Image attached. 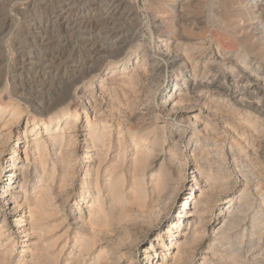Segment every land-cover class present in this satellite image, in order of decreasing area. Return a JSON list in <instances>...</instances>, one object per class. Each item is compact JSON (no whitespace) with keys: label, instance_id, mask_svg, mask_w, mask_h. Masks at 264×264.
Masks as SVG:
<instances>
[{"label":"rangeland","instance_id":"1","mask_svg":"<svg viewBox=\"0 0 264 264\" xmlns=\"http://www.w3.org/2000/svg\"><path fill=\"white\" fill-rule=\"evenodd\" d=\"M243 1L237 5L234 0H0V58L4 56L8 62L7 69L0 64V101L17 103L27 111L22 100L4 96L2 91L8 88L12 93L9 80L12 60L19 56V61L15 62L19 64L22 59L31 58L35 65L19 71L17 77V81L20 78L19 81L25 84V98H36L47 105L49 101L58 102L69 96L68 113L76 111L80 114L76 127L78 138L82 135L84 112L92 121L99 118L106 127L111 126L110 149L105 164L109 168L117 153L116 139L120 131H123L122 139L127 140L123 144L127 161L132 156L128 141L137 130L163 128L166 145L178 140L172 133L177 128L187 134L195 132L204 144H210L211 149H219L226 158H223V165L227 178L231 180L229 192L233 204L224 210L239 207L242 211L240 218L249 224L252 215L256 213L257 217L261 210L258 205L260 199L256 198L258 190L264 193V57L259 58L248 44L258 39L263 41L259 43H264V0ZM171 3L176 8L175 14H180V25L174 27V32L168 36L164 34L165 30H157V27L162 22L159 17L161 9ZM244 8L246 13L249 10V14L241 19L237 15ZM221 14L231 21L229 25L221 26ZM179 34L192 40V46L185 47L175 41ZM9 45L17 46L18 53ZM189 53L197 58V64H193L194 58L191 59ZM122 63L126 68L122 69ZM95 69L98 71L91 73ZM100 91L103 94L98 97ZM166 91L171 94L169 99L163 98ZM178 95H184L187 101L177 104L175 99ZM95 106L99 107L96 112ZM27 113L22 116L16 130L22 136L26 122L31 120L32 113L28 116ZM27 135L30 140L32 137L29 133ZM15 139L14 131L0 159V184L8 151L15 145ZM177 142L182 168L189 173L193 167L187 153L191 142ZM24 149L25 145L20 143L18 157L25 162ZM30 154L28 149L29 159ZM127 161L120 169L124 191L129 185ZM83 162L78 158L74 163L72 198L76 197L79 189ZM219 162L213 159L212 167ZM245 181L248 182V196L240 201L239 206L236 202ZM222 197H219L218 204L222 203ZM182 203L179 201L177 204ZM220 206L211 211L210 222L217 219ZM73 207L72 202L67 203L65 213H73ZM174 209L167 214L166 222L177 215ZM10 219L11 215L7 214L8 224ZM151 227L152 232L145 236L146 242L160 232L163 234L167 225L155 223ZM237 231L232 229L229 232L232 238L218 246L222 254L228 251V246V249H233L237 243L234 239L240 232ZM76 233L74 226L68 228L64 238L68 248L59 264L66 263L67 254L74 251L71 245L73 238L78 237L79 233ZM194 241L193 253L184 264H200L209 253L208 245L213 242L208 234ZM142 248L145 244L136 252L138 264H143ZM19 249L18 244L8 264H23ZM218 262L221 263L214 258L212 263L220 264Z\"/></svg>","mask_w":264,"mask_h":264},{"label":"bare ground","instance_id":"2","mask_svg":"<svg viewBox=\"0 0 264 264\" xmlns=\"http://www.w3.org/2000/svg\"><path fill=\"white\" fill-rule=\"evenodd\" d=\"M234 1L241 5L243 0ZM175 9L171 3L160 11L162 22L157 30H165L164 34L168 36L174 32V27L180 25V14H175ZM241 9L237 16L244 19L249 10L247 14L245 8ZM229 22L231 21L224 16L220 18L221 26L225 27ZM179 35L175 37V41L185 47L191 45L192 40ZM260 40L252 43L250 41L251 45L248 44L259 58L264 57V43L262 40L259 43ZM9 47L18 53L17 46ZM189 56L194 58L193 64H197V58L192 53ZM16 61H19V56L9 66L12 93L5 88L2 95L22 100L27 105V111L21 109L17 103L0 101V159L5 154L14 131L16 136L15 145L8 151L5 173L0 184V264H8L12 260L18 244L21 248L18 252L22 260L24 259L23 264H59V259L68 248L64 238L70 226H74V231L79 234L76 233L78 237L73 238L71 247L74 251L67 254L68 259L64 264H138L136 252L144 244L143 264H184L193 253L194 240L206 234L213 242L208 245L209 253L202 258L200 264H213L214 258L222 264H264V193L258 190L256 198L260 199L258 205L261 210L257 217L256 213L252 215L249 224L240 218L242 211L240 212L239 207L225 211L233 203L232 194L229 192L231 180L226 176L222 151L211 149L210 144H204L195 136V132L187 134L185 130L177 128L172 132L177 141L191 142L187 153L193 167L186 173L182 168L175 138L174 142L166 145L163 128H148L146 131L131 132L128 146L132 150V156L127 161L123 146L127 140L122 139L123 131L119 130L116 157L112 159L110 168L106 167L111 126L106 127L105 122L99 121V118L92 121L84 112V124L81 126L83 130L80 132L82 135L78 138L76 127L80 114L76 111L68 113L67 102L70 97L62 96L63 99L53 103L49 101L47 105H43L36 98H25V84L19 81L20 78L17 81L18 73L34 63L31 58L22 59L19 64ZM0 64H4L7 69L6 57L0 58ZM19 65L20 68H17ZM83 66L82 68L85 67ZM121 67L124 69L125 64L122 63ZM97 69L89 71L94 73L99 70ZM83 78L84 76L81 79ZM102 94L103 91H100L98 97ZM170 97V92L166 91L163 98ZM187 99L184 95H178L175 100L179 104ZM93 108L96 112L99 107ZM25 112H28L27 116L30 112L32 114L31 120L25 124L22 136L16 130L19 129L18 125ZM27 133L32 137L30 140ZM20 143L25 145V162L18 157ZM28 149L31 153L30 159ZM78 158L84 161V170L77 195L72 198V176L74 163H77ZM213 159L220 161L214 168V163L211 164ZM126 161L129 165L128 172L126 171L129 174V185L124 191V177L122 178L123 172L120 169ZM247 184L245 181L243 189L239 191V200L235 201L239 206L241 200L248 196ZM28 194L31 196L27 197ZM221 195L222 203L218 204ZM179 201L183 203L178 205ZM69 202L75 206L70 215L64 211ZM217 205H222L217 212L218 217L210 222V213ZM173 207L177 210V215L170 222H166L167 214ZM7 214L12 217L10 224L7 222ZM155 223H165L167 227L163 234L160 232L146 242L145 236ZM232 229L240 231L234 237L237 243L232 246L233 249H228V246V251L222 254L217 248L229 237L232 238L229 233ZM109 242L115 245L108 244Z\"/></svg>","mask_w":264,"mask_h":264}]
</instances>
